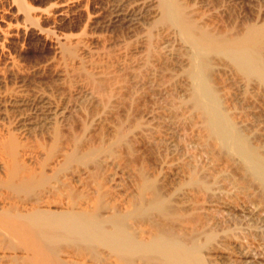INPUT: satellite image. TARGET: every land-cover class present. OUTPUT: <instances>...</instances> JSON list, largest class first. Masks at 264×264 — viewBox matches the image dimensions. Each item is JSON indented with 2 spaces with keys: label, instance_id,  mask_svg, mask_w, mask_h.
<instances>
[{
  "label": "bare ground",
  "instance_id": "6f19581e",
  "mask_svg": "<svg viewBox=\"0 0 264 264\" xmlns=\"http://www.w3.org/2000/svg\"><path fill=\"white\" fill-rule=\"evenodd\" d=\"M95 1L6 0L0 57L42 22H89ZM138 4L120 10L140 30L118 58L86 62L76 38L41 29L82 94L73 115L39 98L34 139L15 133L21 117L0 124V264H264L251 241L264 233V17L238 29L187 0ZM232 210L246 229L222 226Z\"/></svg>",
  "mask_w": 264,
  "mask_h": 264
},
{
  "label": "rangeland",
  "instance_id": "374dc122",
  "mask_svg": "<svg viewBox=\"0 0 264 264\" xmlns=\"http://www.w3.org/2000/svg\"><path fill=\"white\" fill-rule=\"evenodd\" d=\"M57 1L58 0H26L25 3H26V5L30 6V8L32 7L33 9L38 8V9L43 10V9H47L48 7L55 5L56 3H58ZM121 1H122V4H121ZM123 1L125 2L126 0H120V1H118V0H114V1L113 0H107V1L97 0L94 2L95 4L92 3V5L87 6V8H88L87 11L90 13L92 11L91 15L90 14L89 15L91 17H94V13L96 15L95 18H93V19L91 18V20L89 21V22H91V24L89 22H86L84 20V18L80 19L82 17H79L78 12L75 11L76 14L73 13L65 21L61 22L57 26H55L54 24H50L48 22L40 23L39 24V27H40L39 30L41 31V29H42V31L44 33H45V31H44L45 29H46V33L52 31L51 33H54L53 35H55V36L56 35L57 36L58 35L70 36L72 39V42L76 38V40H74V43L77 44L78 42H81L80 44H77L76 47L78 46L77 52L80 53L82 56L78 53L77 54L81 58H83L84 61H86V62L92 61V60H87V59H91V58H87V57H91V54L96 55L95 52L100 53L101 50L103 52V53L101 52L103 55H105L106 50H107V52L109 51L108 53H111V56L113 55L112 52H114L115 55L112 56V58H115V57L118 58L119 55H121L120 53H122L120 49L122 48L124 42L125 43L134 42L133 41L134 40V34L140 30V28H136L134 26L128 27V26H130V23L128 22V19L126 17H125L126 19L123 20L124 16L122 15L120 10L124 9V7L129 6L130 4L132 6H137V5H139L138 4L139 2H140V4L144 2V0L143 1L141 0L142 2L140 0H132V2H134L132 4L130 0H127L126 3H124ZM187 2L191 6H193L194 8L196 7V9L198 11L203 12L207 16H211L212 18L214 17L217 20L219 19V18H217V16L220 17L219 21L221 20V15H222L223 22L220 21L219 23L225 24L224 22H226V24H231V25H233V27H237L238 29L242 28L243 26H245L247 24H252V23H259L260 24V22H257V18H258V21H262L260 19L261 15H263V17H264V0H187ZM118 4H119V7H118ZM97 12H99L100 14ZM114 12H117V13L119 12V13L116 14ZM111 13L113 14V16L111 15ZM115 14L120 15V16H115ZM0 15L2 16V18H1L2 23H0V25L2 27L4 26V24H7V23L12 24L13 22H15V18L13 17V9L10 8V6L7 4L6 0H0ZM258 15H260V17H258ZM103 17L105 18V20L103 19ZM98 18H99V20H98ZM118 20L119 21L121 20L120 21L121 24L118 22ZM125 20H127V21L124 22ZM94 22L96 23V25H94L95 24ZM114 22L116 25L114 24ZM85 23H86V26L84 25ZM262 23H263V21H262ZM223 24L220 25L221 28L224 26ZM226 24H225V26L228 27L229 25H226ZM229 27H231V26H229ZM137 29H139V30L137 31ZM37 30L38 29H35L34 32H33V30H31V31L28 30L25 32L26 35L24 34V32H20L21 36H19L18 40L15 41L17 43H15L13 45V47L10 46L9 51H7V53L9 52L7 54V57H5V58L0 57L1 58L0 59V99H1L0 104H2V106L0 105V111H1L0 117L3 118V120H1V118H0V120H1L0 124L1 125H4V124L9 125L8 123L11 122L9 127H12L14 125L13 128H15L17 125H19V123H22L21 125H24L25 127L28 125L26 128L24 126H22V128H19V129L16 128V130L15 129L14 130L16 131L15 133L19 132L18 134H20V133L24 134V137L28 136L27 138L29 140H31V137L34 139V137H35L34 135L39 134L38 132H40V129H41V131L43 129L42 128L43 126H41L43 124L41 122V117H38L41 114L40 111L42 110L41 109L42 106L39 103L40 102L39 98H41L43 96L46 98L49 97V99H50L51 96H53L52 98L57 99V100H55V101H57V103H60L62 101V104H64L63 106H65V107L67 106V108H68L67 111L70 112V110L71 111H73V110L78 111V109H79L78 103L80 102V97H81L80 94H82V92H81L82 91L81 90V85H82L81 82L82 81H80L78 78H77L78 81H77V79L75 81L74 80L75 77H73V79H72V77L69 76V73L71 72L72 67L76 68L75 65L77 66V64L72 62V61L71 62L73 63V65L70 61H68L66 64V60L64 58L63 59L60 58L61 56L59 55V53H57L58 51H57L55 45H53V43L51 42V40L50 39L44 40V37L42 36V35H44V33L42 34V31H41V34L40 33L38 34V36L35 35V32H37ZM82 31H84V32H82ZM46 33H45V35H46ZM51 33H49V34H51ZM79 33L80 34L85 33L86 35L85 34L84 35L86 37L84 35H83V37L81 35H79L80 36L79 37L78 36ZM76 36L78 38H80V40ZM49 37H50V35H49ZM84 37H85V39H83ZM82 39L84 41H82ZM44 41L47 44L52 43V44H50L51 46L43 43ZM121 42H123V43L121 44ZM133 44H135V43H133ZM103 47H104V49H103ZM134 47L135 46L132 45V48H134ZM79 49H82V51H80ZM97 49L98 50L101 49V50L98 51ZM111 49H112V51H111ZM133 50H135V49H133ZM133 50H131V51L133 52ZM116 51L117 52L120 51V52L117 53ZM101 53H100V55H102ZM9 55H10V57L8 58ZM94 55H92L93 61H100V56L98 55L99 59L97 60V58H98L97 55L96 56H94ZM103 55L101 56L102 58H104L102 60H105L106 55L104 57H103ZM116 55H118V56H116ZM108 56H110V55H108ZM137 56H139V54ZM69 63H71V64H69ZM63 65H65V67ZM67 65L69 67L71 65V67H70L71 70L69 69V67ZM65 69L67 71H65ZM175 70H177V68ZM169 71H171V70H169ZM165 72H167V71H165ZM165 72H164V75L167 76L166 77V79H167L168 75ZM171 73L173 74V72H171ZM171 73H169V74H171ZM71 76H73V74H71ZM71 80H73V81H71ZM79 86H80V88H79ZM69 89H70V91H69ZM15 91L17 94L18 93H20V95L23 94L22 95L23 97L18 94V96L21 97V98H19L17 96V94H14ZM11 93H13V94H11ZM10 95H13V96L16 95L17 96L16 98H19V99L15 100V97L14 98H12V96L9 97ZM8 97L12 98V99H9ZM167 97L171 98V97H169V95ZM23 98H24V100H22ZM77 98H79V99H77ZM28 99H29V101H28ZM58 99H62V100H58ZM165 99H166V100H164L165 102L161 101L162 103L161 102L160 103L165 104L167 100L169 101V99H167V98H165ZM2 101H4L6 104L4 102L2 103ZM17 101H19V102H17ZM22 101H25V104H23L24 102H22ZM36 101H39V102H36ZM52 101H54V100L52 99ZM168 101H167V103H170L172 100L170 99V102H168ZM12 102H15V104ZM27 103L29 105H27ZM38 103H39V105H38ZM53 104L55 105V103H53ZM35 105L40 106V107L38 108ZM158 105H159V102H158ZM166 105L167 104H165V107H166ZM169 105H167L168 108L170 107ZM63 106L61 105V107H63ZM156 107L158 109V106H156ZM165 107L159 106V108H162V109ZM171 107H173V106H171ZM35 108L39 109V111L37 113H34V112H36ZM168 108H167V110H168ZM158 110H160V109H158ZM169 110H171V109L169 108ZM23 111L25 112V114ZM73 112H70V113L73 115ZM74 114H75V112H74ZM14 117H17V118L21 117V118H18V121L19 120L22 121L25 118L26 119L28 118V121L26 120V122H24V123L19 121V123H17V121H16L17 119ZM35 117H36V120L38 122L40 120L39 125H38V122L35 120ZM29 119H30L31 123H30ZM2 121L4 122V124H2L3 123ZM34 122H36V123H34ZM30 125H32V126H30ZM34 125H36L35 128L37 127V125L39 126V128H36V130L34 129V131H31V130H33L32 128L34 127ZM40 126H41V128H40ZM28 127L31 129L29 130ZM34 132H35V134H34ZM177 155L179 156L181 154H177ZM177 155L173 156V157H175V160L177 159ZM123 182H126V181H123ZM120 184L125 187L124 184H127V183L121 182ZM118 198H119L118 196L116 198H114V199H116V202H117ZM234 212L236 214H234ZM237 212H239V214ZM231 213H232L231 219L229 218L226 221V223L222 226H225V228H228L229 226H230V228L232 226L233 227L238 226L242 229H246L245 225L248 224V222L244 218V215L246 212L245 211L241 212L240 210H232ZM234 216H235V218H234ZM232 218L234 221L232 220ZM251 219L254 223L257 222V220L253 219V216H251ZM263 236H264V233H263ZM262 237L260 238V236L259 237L257 236L255 239L251 238V241L253 243L251 241H249V242H251L255 246L256 245H263L264 243H262V242H264V241H262L263 240Z\"/></svg>",
  "mask_w": 264,
  "mask_h": 264
}]
</instances>
